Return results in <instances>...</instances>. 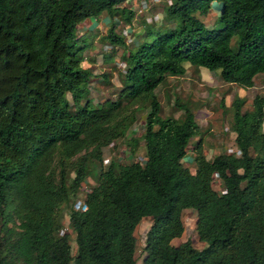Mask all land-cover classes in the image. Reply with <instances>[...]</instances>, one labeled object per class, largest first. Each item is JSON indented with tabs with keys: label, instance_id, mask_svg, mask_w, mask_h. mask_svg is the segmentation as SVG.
Segmentation results:
<instances>
[{
	"label": "trees",
	"instance_id": "1",
	"mask_svg": "<svg viewBox=\"0 0 264 264\" xmlns=\"http://www.w3.org/2000/svg\"><path fill=\"white\" fill-rule=\"evenodd\" d=\"M120 2L0 0V264H135L133 231L144 217L142 264H264V96L253 95L250 110L240 96L230 102L239 153L207 158L198 141L191 171L181 159L199 125L183 104L181 117H161L154 93L164 76L183 74V62L251 86L264 72V0L165 2L173 26L146 28L147 38L127 50L120 89L127 101L94 104L83 100L91 72L79 62L76 28L104 13V39L122 44L114 14L128 23L132 11ZM143 100L144 159L99 168L83 194L86 208L67 213L72 253L67 231L58 233L60 206ZM185 208L195 211L199 248L189 239L171 243Z\"/></svg>",
	"mask_w": 264,
	"mask_h": 264
},
{
	"label": "rangeland",
	"instance_id": "2",
	"mask_svg": "<svg viewBox=\"0 0 264 264\" xmlns=\"http://www.w3.org/2000/svg\"><path fill=\"white\" fill-rule=\"evenodd\" d=\"M167 0H121L123 5L132 11L128 23L121 17L120 13L114 14L116 22L115 31L123 36V43L110 45L104 39L105 26L108 24L109 16L101 13L91 18L90 23L84 31H80L78 25L76 36L79 48L77 54L80 64L88 67L91 77L88 80V91L83 100L100 104L107 100H118L125 103L127 97L120 95L123 86V74L125 69V57L127 50L143 38H147L145 30L165 29L173 26V21L168 19L163 11V5ZM218 4L211 3L210 11L205 15L196 14L203 18L208 26H212L217 15ZM88 20V19H87ZM80 26V25H79ZM234 44V39H231ZM184 72L181 75H166L154 88V93L159 101V115L181 117V104L186 105L193 113L194 119L199 125L198 134L189 139V147L181 159L182 165L189 170H194L192 156L195 153L194 144L199 141L205 157L210 158L213 154L224 151L234 153L237 148L234 143V131L231 129L232 111L230 102L234 96L242 98V110L252 108L253 95L264 96V72L253 76V84L249 87H240L235 83L225 82L219 75V69L208 70L204 66L191 65L183 62ZM135 107L134 118L122 136L115 138L112 142L101 148V161L91 160L89 172L80 182L75 195L60 206V221L63 230L69 235V243L72 253L75 249L73 232L67 227V213L69 208H74V202L83 198L84 192L94 183V176L100 167H105L110 159L126 162L130 159L142 160L144 153L141 134L144 128V115L147 103L139 101L132 105ZM134 143H132L133 141ZM132 150V151H130ZM103 159L105 161H103ZM72 175V172H70ZM216 179V178H214ZM218 190V183H214ZM183 231L178 237L171 239L172 244H177L189 239L193 246L199 248L203 242L199 241L195 232V211L191 208L182 210ZM150 224V220L144 217L136 224L133 234L135 237V264H142L144 255V236Z\"/></svg>",
	"mask_w": 264,
	"mask_h": 264
},
{
	"label": "built area",
	"instance_id": "3",
	"mask_svg": "<svg viewBox=\"0 0 264 264\" xmlns=\"http://www.w3.org/2000/svg\"><path fill=\"white\" fill-rule=\"evenodd\" d=\"M167 2L169 3L170 0H167ZM233 152H234V154L237 155L239 153V149L238 148H234ZM143 159H144V157L142 158V160ZM103 161H105V160L103 159ZM214 178H216V179H214ZM213 179L217 180L216 175H213ZM219 190L220 191H224L222 188H219ZM73 205H74L73 209L80 210V211L84 210L86 208V205H85V202H84V198L76 200Z\"/></svg>",
	"mask_w": 264,
	"mask_h": 264
},
{
	"label": "crops",
	"instance_id": "4",
	"mask_svg": "<svg viewBox=\"0 0 264 264\" xmlns=\"http://www.w3.org/2000/svg\"><path fill=\"white\" fill-rule=\"evenodd\" d=\"M90 23V20L88 19V20H83L82 22H80L79 24H78V27H79V29H80V31H84L85 29H89V28H87V25ZM80 25V26H79Z\"/></svg>",
	"mask_w": 264,
	"mask_h": 264
}]
</instances>
